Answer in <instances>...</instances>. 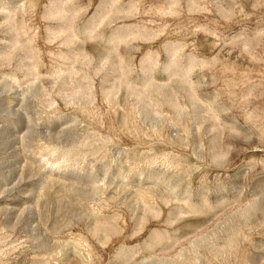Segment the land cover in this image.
Wrapping results in <instances>:
<instances>
[{"label":"rangeland","instance_id":"rangeland-1","mask_svg":"<svg viewBox=\"0 0 264 264\" xmlns=\"http://www.w3.org/2000/svg\"><path fill=\"white\" fill-rule=\"evenodd\" d=\"M0 264H264V0H0Z\"/></svg>","mask_w":264,"mask_h":264}]
</instances>
